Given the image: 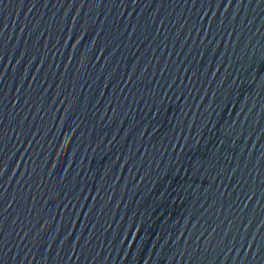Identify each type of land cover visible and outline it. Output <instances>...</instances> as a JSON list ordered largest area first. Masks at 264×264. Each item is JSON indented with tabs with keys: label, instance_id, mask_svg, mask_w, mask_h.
Here are the masks:
<instances>
[{
	"label": "water",
	"instance_id": "95a60500",
	"mask_svg": "<svg viewBox=\"0 0 264 264\" xmlns=\"http://www.w3.org/2000/svg\"><path fill=\"white\" fill-rule=\"evenodd\" d=\"M0 264H264V0H120Z\"/></svg>",
	"mask_w": 264,
	"mask_h": 264
}]
</instances>
